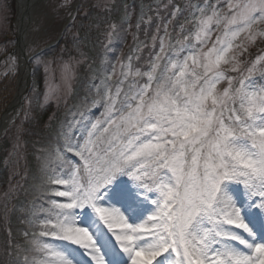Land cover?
<instances>
[{
    "label": "snow or ice",
    "instance_id": "obj_1",
    "mask_svg": "<svg viewBox=\"0 0 264 264\" xmlns=\"http://www.w3.org/2000/svg\"><path fill=\"white\" fill-rule=\"evenodd\" d=\"M226 3V13L211 5V14L197 22V44L206 43L213 24L225 26L224 37L203 53L202 75L188 71L189 61L200 67V53L192 51L182 61L154 62L143 74L146 84L132 72L126 89L128 65L122 66L123 79L102 96L104 119L91 125L83 146L75 145L79 166L48 175V183L63 190L46 191L24 264L29 255L31 264H78V255L105 264L108 233L127 257L124 264H264V239L250 226L255 213L264 216V91L250 76L234 90L229 78V87L216 91L231 41L264 23V0ZM257 35L264 33L251 39ZM124 176L154 194L145 196L154 211L139 217L144 223L100 206L109 186ZM241 185L252 197L247 207L232 193ZM113 224L121 225L118 232Z\"/></svg>",
    "mask_w": 264,
    "mask_h": 264
},
{
    "label": "trees",
    "instance_id": "obj_2",
    "mask_svg": "<svg viewBox=\"0 0 264 264\" xmlns=\"http://www.w3.org/2000/svg\"><path fill=\"white\" fill-rule=\"evenodd\" d=\"M153 1L109 0L105 6L103 0H79L77 12L60 42L31 61L34 83L23 102V112L15 121L20 123L18 136L23 142L21 149L24 158L23 169H19L22 168L19 158L7 157V138L3 136L0 140V194L6 195L4 199H0V264H24V255L28 254L30 247L29 242L34 239L33 222L34 219L38 220V210H42L45 205L46 191L52 189L58 191L57 186L48 183V175L52 172L61 174V171L70 170L65 169L67 168L65 165H69L67 160L71 149L64 145V135L58 127L62 112L69 107L80 118L95 117L99 113L102 96L107 90L108 77L120 51L129 39V23L135 7L139 3L147 7L137 27L138 38L141 39L146 36L147 31L150 34L158 24H164L177 6L180 10L171 29L174 34L175 28L186 21L185 6L202 2L161 0L154 5ZM9 5L11 23L13 13L11 1ZM175 37L177 36L174 34ZM80 48L85 49L91 56V60L86 62L90 67L98 69L102 82L92 80L91 72L84 67L85 65H79V76L72 84L66 104L58 108H54L52 104L41 105L38 99L41 90L38 59L50 60L56 67L76 56ZM155 51L156 48L153 50L143 48L136 57L135 68L141 73L147 72ZM13 90L14 75H0V114L9 102ZM31 261L32 256L29 255V264Z\"/></svg>",
    "mask_w": 264,
    "mask_h": 264
},
{
    "label": "rangeland",
    "instance_id": "obj_3",
    "mask_svg": "<svg viewBox=\"0 0 264 264\" xmlns=\"http://www.w3.org/2000/svg\"><path fill=\"white\" fill-rule=\"evenodd\" d=\"M74 1L75 0H42L40 2L36 13L32 16V21L26 26L28 33L26 53L33 54L39 51L38 54H40L44 51L43 49L56 41L60 34V26L70 15V8ZM160 1L161 0H154L152 4L156 5ZM108 2L109 0H103L105 6L108 5ZM232 2L237 3L241 2V0H232ZM9 3L10 0H0V55L5 52V54H2V57H0V75H14L15 89L18 69L16 57L14 55V46L12 47L11 45L14 43L12 33H14L16 44V13L14 14L12 23H10ZM211 5H215L216 11L220 12L221 14L227 12L226 0H205L201 4L193 3L190 6L186 5L184 9L186 21L180 23L175 28L176 32L174 34L177 36L176 39L174 38V34L171 32V26L173 24V19L176 17L180 9L177 6L174 7L171 17L167 19L168 21H165L164 24H158V26L155 27V32L153 30L148 36H146V44L149 47H153L154 44L159 45L158 51L153 58L152 65L154 62H158L161 66H163L169 59L173 61H182L183 57L188 55L190 51L199 52L200 67L194 68L192 62L189 61L188 71L193 72V74H203V53L212 48L213 43L217 41L218 37H224V24L221 23L219 26L213 24L210 27L208 33L205 34L206 43H196L195 33L198 28L197 22L211 14ZM201 8L205 9L203 16L200 12ZM146 10L147 7L142 3H139L135 7L134 13L131 14L132 18L129 23V40L123 47L116 62L114 63L113 69L109 75L111 79L108 78L107 80V90H114L119 81L123 79L122 72L125 69L122 66L128 65L127 70L129 71V78L125 81L124 85H122V87L125 89L127 88V85L132 82L131 73L138 71L135 69L134 61L135 56L137 55V49L141 47L140 42H143V40H138L136 37V31L138 24L143 19ZM229 15L231 14L229 13ZM230 32L231 29L229 30V35ZM255 33H264V23L254 25L248 30V32L241 33L239 37L231 41V50L226 56V59L230 58V62L228 64H221L219 68V71L224 73L225 78L222 82L217 84L216 91L218 93L223 92L225 88L229 87V78H231L233 82L232 90H234L240 86L238 83L240 79H246L249 78V76L254 80L260 81L261 84L256 85L258 92L264 91V79H260L261 77H264V59H262L264 58V44L262 45L264 36L257 35L253 41L251 36ZM147 34L148 31L145 33V35ZM185 37H188L187 41L185 40ZM224 43H228V40L225 39ZM185 45L187 46L185 55H171L174 51H179L180 48ZM162 46L163 51H161ZM217 47H220V45L218 44ZM181 52L182 51H180V53ZM76 54V56L69 58L56 67L52 65L50 60L38 59V61H40L39 64L41 70V90L38 99L41 102V105L52 104L54 108H58L59 106L66 104L72 89V84H74L76 77L79 76V65H85L84 67L91 72L90 78L92 80H102L98 69L95 67H90V64L86 62L87 60H91V56L86 52V50L80 48ZM35 56H37V54ZM160 56H162L163 59L157 61V58ZM35 58L36 57H34V59ZM233 67H237L238 70L236 72L231 71ZM249 68L252 69L251 73L248 71ZM241 73L243 75H241ZM142 77L143 74H141V77H137L136 79L140 84H146L147 81ZM20 112H23V106ZM104 116V106H102L100 114L94 119L88 117H75V114L70 111L69 107L64 110L58 127L60 132L64 134L63 141L66 143V145L68 146V141L73 145L72 152L68 160L71 162L73 167L79 166V157L74 155V152L77 151L75 145L80 144L83 146L88 134L92 131L91 125L102 121ZM19 124L20 123L18 122L10 124L3 134L7 138V157L9 159L10 157L19 158V160H21L20 166H22V168L19 169H23L24 158L21 151L23 142L20 141L18 136L20 128ZM72 133H76V139H70ZM148 182L150 183V181ZM137 183L138 182L136 181L130 180L127 176L119 177L118 179L114 180L109 186L105 201L102 202L100 206L109 207L110 210L112 208L118 209L120 213L124 215L126 220L129 217H132V220H136L137 223H144L147 215L152 214L154 211V205H152L151 199H149V201L146 203L145 196L151 198L154 196V194L145 192L143 185L141 184L138 187ZM58 187L59 191L63 190L62 187ZM232 193L235 199L239 203L244 204L245 207H247L246 201L250 203L252 199V197L247 195V192L244 190L242 185L239 187H233ZM5 196V194H0V199H4ZM60 200H62V202H66V198H60ZM140 216H144L145 220L139 219ZM132 220H129V223H132ZM133 226L137 225L133 224ZM250 226L255 229L254 234L257 235L258 240L264 239V216H261L259 212L255 213L252 217ZM120 227L121 225L119 224H113V229L115 232H118ZM104 232H107V229H104ZM38 239L42 238L38 237ZM48 243L55 244L57 242L48 241ZM101 255L105 256V264H124V261L127 260V257L119 252V245H116L112 233L107 234L106 246L101 252ZM77 261L78 264H91L88 257H84L82 255L77 256Z\"/></svg>",
    "mask_w": 264,
    "mask_h": 264
},
{
    "label": "bare ground",
    "instance_id": "obj_4",
    "mask_svg": "<svg viewBox=\"0 0 264 264\" xmlns=\"http://www.w3.org/2000/svg\"><path fill=\"white\" fill-rule=\"evenodd\" d=\"M41 1L42 0H16V28L18 40L17 45L14 48V55L16 57L18 73L14 94L7 108L0 116V135L12 122V120L18 115L20 111V102L24 97V91L27 85L31 82L28 66L26 63L27 58L29 57V54L26 53L28 40L26 26L32 21V16L36 13V10ZM76 3L77 1H74V3L71 5L70 14L73 13L76 9ZM66 20L61 24L60 31L64 27ZM88 259L91 264H94V262L91 261L90 257H88Z\"/></svg>",
    "mask_w": 264,
    "mask_h": 264
}]
</instances>
